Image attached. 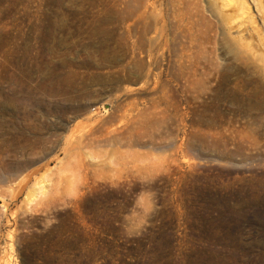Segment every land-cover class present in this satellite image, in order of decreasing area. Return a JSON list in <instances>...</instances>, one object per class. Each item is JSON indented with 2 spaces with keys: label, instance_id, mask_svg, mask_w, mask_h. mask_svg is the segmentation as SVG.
Wrapping results in <instances>:
<instances>
[{
  "label": "rangeland",
  "instance_id": "obj_1",
  "mask_svg": "<svg viewBox=\"0 0 264 264\" xmlns=\"http://www.w3.org/2000/svg\"><path fill=\"white\" fill-rule=\"evenodd\" d=\"M0 264H264V0H0Z\"/></svg>",
  "mask_w": 264,
  "mask_h": 264
}]
</instances>
